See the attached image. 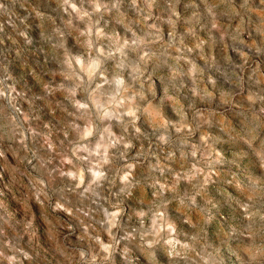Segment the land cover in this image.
<instances>
[{
    "label": "clouds",
    "instance_id": "9594fccd",
    "mask_svg": "<svg viewBox=\"0 0 264 264\" xmlns=\"http://www.w3.org/2000/svg\"><path fill=\"white\" fill-rule=\"evenodd\" d=\"M0 264H264V0H0Z\"/></svg>",
    "mask_w": 264,
    "mask_h": 264
}]
</instances>
